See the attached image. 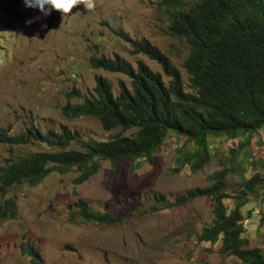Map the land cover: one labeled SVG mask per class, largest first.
I'll return each instance as SVG.
<instances>
[{"label":"rangeland","instance_id":"1","mask_svg":"<svg viewBox=\"0 0 264 264\" xmlns=\"http://www.w3.org/2000/svg\"><path fill=\"white\" fill-rule=\"evenodd\" d=\"M93 2L90 10L81 4L69 15L53 11L46 17L39 9L27 7L24 0L4 3L0 10V128L11 127L17 133L34 126L60 132L68 126L84 138L101 139L119 132L105 130L92 115L72 117L64 112L67 104L84 99L77 90L92 95L100 75L116 95L122 82L132 88L129 75L93 67V56L120 55L136 67L143 61L170 80L157 60L136 53L134 44L117 31L158 46L181 72L186 90L192 91L184 66L189 46L170 34L167 12L158 0ZM210 139L213 157L198 171L180 160V148L192 143L171 132L153 162L140 169L134 170L132 158L124 156L117 164L102 160L98 173L82 184L76 182L78 172L74 170L53 173L37 186L13 187L0 198L11 196L18 203L16 218L0 217V264H238L235 257L219 252V244L199 240L203 227L215 217L211 198L198 196L185 204L178 201L189 190L211 186L212 175L221 168L219 156L245 137ZM16 147L0 144V165ZM25 147L28 151L50 148L39 142ZM249 150L245 175L259 172L264 177V128ZM242 178L231 175L226 191L235 195ZM226 201L234 203L233 198ZM263 201L264 182L260 197L250 198L243 208L245 217ZM82 202L96 211L112 213L117 222L86 220L80 214ZM71 212H76L75 218ZM263 219L257 223L253 214L246 227L244 223L250 245L262 251Z\"/></svg>","mask_w":264,"mask_h":264},{"label":"trees","instance_id":"2","mask_svg":"<svg viewBox=\"0 0 264 264\" xmlns=\"http://www.w3.org/2000/svg\"><path fill=\"white\" fill-rule=\"evenodd\" d=\"M10 1L0 0V9ZM158 2L167 12L170 34L184 39L189 46L184 66L190 74L192 91L186 90L181 72L158 46L117 31L119 37L134 44L136 53L157 60L170 80L167 82L162 73L143 61L136 67L120 55L91 57L95 68L129 75L132 88L122 82L116 95L111 83L100 75L92 95L77 90L84 99L67 104L64 112L72 117L92 115L105 130L119 132L101 139L84 138L68 126L60 132H44L33 126L17 133L11 127H1L0 144L17 146V150L0 165V198L17 185L37 186L53 173L75 170L76 182L85 183L98 173L102 160L117 164L130 156L133 169H140L144 163L153 162L155 152L171 132L192 143L180 148V160L193 171L210 163L211 136L245 137L219 156L221 168L212 175L211 186L189 190L178 201L185 204L198 196L211 198L215 217L212 224L203 227L199 240L219 244V252L235 257L238 264H264V251L252 247L245 236L243 212L250 198L260 197L264 182L259 172L247 177L244 165L251 159L249 146L253 138L264 128V0ZM35 142L50 148L28 151L25 145ZM234 174L243 178L237 193L231 195L226 188ZM226 198H233L234 203ZM17 208L14 197L0 200V217L16 218ZM80 214L93 222H117L112 213L96 211L85 202ZM75 216L76 212H71V217Z\"/></svg>","mask_w":264,"mask_h":264},{"label":"clouds","instance_id":"3","mask_svg":"<svg viewBox=\"0 0 264 264\" xmlns=\"http://www.w3.org/2000/svg\"><path fill=\"white\" fill-rule=\"evenodd\" d=\"M24 3L29 8L39 9L41 15L44 17L50 15L53 11H58L64 14V16L69 15L72 13L74 7L81 4H83L87 10L94 8L93 0H87V3H84V0H24ZM31 22L33 21H29V23Z\"/></svg>","mask_w":264,"mask_h":264},{"label":"built area","instance_id":"4","mask_svg":"<svg viewBox=\"0 0 264 264\" xmlns=\"http://www.w3.org/2000/svg\"><path fill=\"white\" fill-rule=\"evenodd\" d=\"M253 214H256V222L260 223L261 217H264V201L260 204V206L256 207L253 211Z\"/></svg>","mask_w":264,"mask_h":264},{"label":"crops","instance_id":"5","mask_svg":"<svg viewBox=\"0 0 264 264\" xmlns=\"http://www.w3.org/2000/svg\"><path fill=\"white\" fill-rule=\"evenodd\" d=\"M253 216V213L250 214V217ZM250 217L246 218L244 223H245V227H246V224L248 223V220L250 219Z\"/></svg>","mask_w":264,"mask_h":264}]
</instances>
